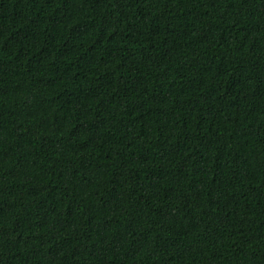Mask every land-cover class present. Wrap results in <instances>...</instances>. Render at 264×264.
I'll list each match as a JSON object with an SVG mask.
<instances>
[{
    "label": "trees",
    "instance_id": "16d2710c",
    "mask_svg": "<svg viewBox=\"0 0 264 264\" xmlns=\"http://www.w3.org/2000/svg\"><path fill=\"white\" fill-rule=\"evenodd\" d=\"M0 264H264V0H0Z\"/></svg>",
    "mask_w": 264,
    "mask_h": 264
}]
</instances>
